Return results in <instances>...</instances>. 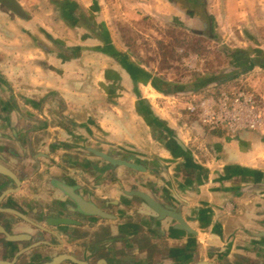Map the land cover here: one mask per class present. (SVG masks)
Wrapping results in <instances>:
<instances>
[{
	"label": "crops",
	"instance_id": "crops-1",
	"mask_svg": "<svg viewBox=\"0 0 264 264\" xmlns=\"http://www.w3.org/2000/svg\"><path fill=\"white\" fill-rule=\"evenodd\" d=\"M184 1L0 0V162L23 180L9 193L0 174L1 259L264 264V120L230 133L187 110L191 97L221 88L214 76L200 87L168 70L158 52L161 25L193 29L215 0L194 12ZM248 9L241 15L262 11ZM251 46L264 49L262 39ZM258 57L247 74L264 101ZM71 192L105 216L79 210Z\"/></svg>",
	"mask_w": 264,
	"mask_h": 264
},
{
	"label": "rangeland",
	"instance_id": "rangeland-1",
	"mask_svg": "<svg viewBox=\"0 0 264 264\" xmlns=\"http://www.w3.org/2000/svg\"><path fill=\"white\" fill-rule=\"evenodd\" d=\"M242 8L243 11L249 10L248 8L250 10L262 8V11L257 17H253L249 16L250 13L241 15ZM202 12L205 13L203 10ZM209 12L210 15L206 13L204 21L200 19L193 29L176 22L166 26L161 25L164 27L162 35L166 45L163 44V48L158 52L167 61L171 60L164 66L168 70L174 67L175 72L183 75L188 72L190 76L187 79L194 83L199 76L204 78L214 76L211 83H216L221 88L220 91L245 87L253 91L259 99H263L254 89L255 84L258 83L256 73H247L252 70L254 58L257 56L260 61L258 64L264 65V49L258 47L261 46L260 44L257 47L251 46L260 39L264 44V0H215ZM152 37L151 41L157 38L154 33ZM255 38H257L256 42L252 40ZM239 39H251V45H246L244 49ZM181 46L183 48L177 50ZM237 50L243 52L239 54ZM190 61L193 66H190ZM167 83L172 85H164L166 89H172L178 84L174 81ZM157 84L160 85L159 82ZM181 85L183 87L185 84ZM181 103L183 102L177 98L175 104L181 105ZM169 104L171 105L170 102Z\"/></svg>",
	"mask_w": 264,
	"mask_h": 264
},
{
	"label": "built area",
	"instance_id": "built-area-1",
	"mask_svg": "<svg viewBox=\"0 0 264 264\" xmlns=\"http://www.w3.org/2000/svg\"><path fill=\"white\" fill-rule=\"evenodd\" d=\"M189 64L193 66L191 61ZM186 108L209 128L225 127L230 133L258 130L264 120V101L245 87L221 90L217 95L191 97Z\"/></svg>",
	"mask_w": 264,
	"mask_h": 264
},
{
	"label": "water",
	"instance_id": "water-1",
	"mask_svg": "<svg viewBox=\"0 0 264 264\" xmlns=\"http://www.w3.org/2000/svg\"><path fill=\"white\" fill-rule=\"evenodd\" d=\"M0 173L9 176L11 179H13L16 182L17 185H20L21 181L20 179H18L16 174L12 170H10L7 166L3 165L2 163H0ZM71 193L77 202L79 210H81L82 212L86 214H97V215L105 216V212L101 208L96 206L93 202L84 199L77 193H73V192ZM136 194L142 197L148 203V205L153 210H155L160 216H172L174 218H177L178 221L183 226L184 225L186 226L185 221L183 220V218L180 216L178 212L174 211L170 207L163 206V204H161L157 198L153 197L152 195L146 192H142V191H137ZM60 222H67V220L64 219V220H61ZM64 259L73 260L74 258L71 255L62 254V255H58L54 257L49 264H59ZM0 264H15V263H14V260L12 261L0 260Z\"/></svg>",
	"mask_w": 264,
	"mask_h": 264
},
{
	"label": "trees",
	"instance_id": "trees-1",
	"mask_svg": "<svg viewBox=\"0 0 264 264\" xmlns=\"http://www.w3.org/2000/svg\"><path fill=\"white\" fill-rule=\"evenodd\" d=\"M204 3H205V1L204 0H187V1H184V4H185V6L187 7V8H191V11H196V7H201V6H203L204 5ZM237 52L239 53V52H243L242 50H237ZM239 54H241V53H239ZM255 61V60H254ZM260 62L259 61V59H256V62ZM263 62V61H262ZM239 71V70H238ZM213 78V76H211V77H209V78H204V77H198L197 78V82H196V85L197 86H199V85H203V86H205L206 84H208L209 82H210V80ZM178 90H179V88H178ZM162 92H164V93H170L169 91L170 90H161Z\"/></svg>",
	"mask_w": 264,
	"mask_h": 264
},
{
	"label": "flooded vegetation",
	"instance_id": "flooded-vegetation-1",
	"mask_svg": "<svg viewBox=\"0 0 264 264\" xmlns=\"http://www.w3.org/2000/svg\"><path fill=\"white\" fill-rule=\"evenodd\" d=\"M0 163H2V162H0ZM3 165H5L4 163H2ZM5 166H7V165H5ZM8 167V166H7ZM10 170H12L15 174H16V176L18 177V179H20V181H21V183H20V185H17L16 184V182L13 180V179H11L9 176H7V175H5V174H2V173H0V174H2L3 176H5L6 178H8L10 181H12L13 182V184H14V186H12V187H10L9 189H7L8 190V192L10 193V192H15V191H17L20 187H21V185H22V178L20 177V176H18L17 175V173L13 170V169H11L10 167H8ZM6 190V191H7ZM16 214H18V215H20V216H24L22 213H17L16 212ZM95 215H97V214H95ZM25 217V216H24ZM28 219V218H27ZM29 220V219H28ZM60 255H62V254H60ZM0 260H8V261H12V260H14V263H15V261H16V259H1L0 258ZM64 260H70V259H64ZM51 262V261H50ZM62 262V261H61ZM60 262V263H61ZM59 263V264H60ZM16 264V263H15Z\"/></svg>",
	"mask_w": 264,
	"mask_h": 264
}]
</instances>
